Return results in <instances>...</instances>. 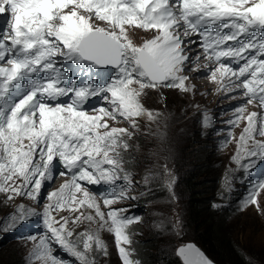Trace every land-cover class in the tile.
<instances>
[{
    "label": "snow or ice",
    "instance_id": "6c2138e0",
    "mask_svg": "<svg viewBox=\"0 0 264 264\" xmlns=\"http://www.w3.org/2000/svg\"><path fill=\"white\" fill-rule=\"evenodd\" d=\"M134 29L154 35L136 45ZM194 49L214 66H196ZM109 67L111 78L101 81L98 70ZM201 71L220 85L217 91L240 94L227 124L244 126L238 138L229 131L225 143L236 141L232 160L250 173L264 161V0H0V193L32 202L17 204L0 230L41 221L42 234L28 237L29 264H99L109 254L102 232L113 237L122 264H142L133 258L130 233L142 218L118 206L138 198L129 194L135 182L122 153L131 147V130H139L137 118L161 115L141 103L147 90L194 94L185 73ZM92 98L103 104L89 109ZM253 102L260 110L248 112ZM202 123L209 126L210 118ZM57 175L70 179L42 204V189ZM149 179H163L175 196L167 165L162 174H145L141 198L152 191ZM85 184L110 190L98 200ZM261 194L264 182L251 187L241 207L264 213ZM64 210L75 215H60ZM85 221L96 230L69 227ZM170 227L182 230L178 220ZM177 255L182 264H213L194 244Z\"/></svg>",
    "mask_w": 264,
    "mask_h": 264
},
{
    "label": "rangeland",
    "instance_id": "374dc122",
    "mask_svg": "<svg viewBox=\"0 0 264 264\" xmlns=\"http://www.w3.org/2000/svg\"><path fill=\"white\" fill-rule=\"evenodd\" d=\"M153 35L152 31L130 30V39L136 45L142 44ZM194 51L199 52L198 49ZM199 55L201 58L196 61V66L203 68L205 65H210L209 61L204 60L203 55L200 53ZM185 75L190 77L187 83L196 86L194 94L168 88L147 90L141 103L146 109L158 111L161 115L158 121H150L146 115L137 118L139 130L130 129L135 131L134 136L129 140L131 147L122 153L123 158L128 162L125 167L133 173L132 179L135 182L129 194L138 198L124 200L118 206L126 208L127 215L142 218V222L130 227L133 258L139 259L142 264H165L174 258L177 247L187 242L198 245L195 242L194 229H189L187 225L190 192L185 184L187 181L185 178L194 167H199L206 161L220 167V172L223 167V190L228 196L231 192L235 196L233 201L217 200L210 207L219 212L223 219L225 217L224 223L228 232L229 230L235 232L236 237L245 247L250 246L262 253L264 252V213L253 206L242 208L241 204L254 184L264 182V176L254 172V168L250 170V173L239 168L232 160L237 152L236 141L229 139L225 143L229 131L238 138L244 126L243 121L238 127L232 129L227 124L228 119L233 117L240 94L237 93L234 98L226 91H217L220 85L211 81L210 75L203 71L186 72ZM255 107L259 109L253 102L252 105H247V111L250 112ZM258 109L256 111L260 110ZM204 116L210 118V125L207 127L202 123ZM109 124L115 127H128L124 121L110 120ZM165 165L172 172L175 180L173 188L175 196H172L169 189L164 186L163 179H149L148 187L152 191L146 198H141L140 193L145 190V174L148 173L150 176L162 174ZM205 178L207 181L210 176ZM60 185L59 181H54L42 189V204L48 202L47 194L59 188ZM216 187L220 193L221 184L218 183ZM88 189L97 196L98 200L107 191ZM258 198L261 205H264V194ZM19 203L31 204L32 202L27 199L21 200L19 197L15 201H8L6 194L0 193V229L7 227L8 216ZM60 215L71 217L75 213L64 210ZM220 215L217 214V216ZM177 220L182 225L179 234L170 227ZM27 223L34 226L33 219ZM23 225L15 230H0V240L9 242L8 246L0 247V264H6L14 259L22 264L21 256L23 264H29L28 257L34 245L28 237L36 234H24L19 231L18 228ZM69 227H76L80 232L86 229L95 231L97 224L85 221L78 227L70 223ZM101 235L108 244L109 254L101 257L99 264H122L113 237L107 232H102Z\"/></svg>",
    "mask_w": 264,
    "mask_h": 264
},
{
    "label": "trees",
    "instance_id": "16d2710c",
    "mask_svg": "<svg viewBox=\"0 0 264 264\" xmlns=\"http://www.w3.org/2000/svg\"><path fill=\"white\" fill-rule=\"evenodd\" d=\"M204 166L206 168H203ZM219 174L220 167H215L212 162L206 161L199 167H194L185 178L187 179L185 184L190 192L187 225L189 229H194L197 240L195 242L217 264H249V262L264 264V252L259 253L250 246L245 247L236 237L235 232L226 230L225 217L223 219L219 212L210 207L215 201L222 200L216 187ZM206 176H210L207 181ZM200 177H202L200 180H195ZM6 264L19 263L14 259ZM165 264H182V262L175 254L174 258Z\"/></svg>",
    "mask_w": 264,
    "mask_h": 264
},
{
    "label": "water",
    "instance_id": "95a60500",
    "mask_svg": "<svg viewBox=\"0 0 264 264\" xmlns=\"http://www.w3.org/2000/svg\"><path fill=\"white\" fill-rule=\"evenodd\" d=\"M186 244H194L196 247H198L205 255H206V253L198 246V245H196L195 243H193V242H187ZM186 244H184V245H186ZM176 254H177V250H176ZM207 256V255H206ZM179 257V256H178ZM208 257V256H207ZM180 258V257H179ZM209 258V257H208ZM210 259V258H209ZM180 260H181V258H180ZM211 260V259H210ZM211 261H213V260H211ZM181 262H182V260H181ZM213 264H217V263H215L214 261H213Z\"/></svg>",
    "mask_w": 264,
    "mask_h": 264
},
{
    "label": "bare ground",
    "instance_id": "6f19581e",
    "mask_svg": "<svg viewBox=\"0 0 264 264\" xmlns=\"http://www.w3.org/2000/svg\"><path fill=\"white\" fill-rule=\"evenodd\" d=\"M205 60V59H204ZM198 61V60H197ZM202 61H203V59H202ZM252 107V106H251ZM253 111H256V109L255 110H253ZM158 121V120H157ZM149 130L151 131V132H153L150 128H149ZM153 133H155V132H153ZM60 183H63L62 181H60ZM107 191H105L104 192V194L106 193Z\"/></svg>",
    "mask_w": 264,
    "mask_h": 264
}]
</instances>
